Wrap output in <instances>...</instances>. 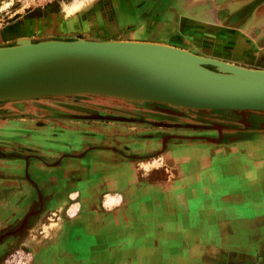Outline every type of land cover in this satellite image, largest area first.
Listing matches in <instances>:
<instances>
[{
	"label": "crops",
	"instance_id": "obj_1",
	"mask_svg": "<svg viewBox=\"0 0 264 264\" xmlns=\"http://www.w3.org/2000/svg\"><path fill=\"white\" fill-rule=\"evenodd\" d=\"M206 1L211 4L210 0ZM182 9H188L185 0H94L74 16L63 19L62 8L57 7L5 22L0 27V46L29 37L32 41L82 38L168 45L177 40L175 47L182 48L183 41L189 47L196 42L193 38L186 41L188 35H193L188 28L201 24L202 18L198 20V14L184 16ZM210 17L213 18L210 14L206 17L205 26L211 23ZM75 19L80 24L81 19L93 24L89 30L77 28L73 25ZM213 49L201 47L203 51ZM24 102H0V138L10 133L7 139L0 140V149L37 154L13 158L0 155V233L20 230L0 242V256L15 248L19 253L29 248L23 245L26 230L38 219L45 221L61 207L59 212L65 221L63 231L36 253L32 248L27 249L25 252L31 255L28 260L23 259V264H264V173L256 170L255 164L264 160V121L259 126L252 125L247 117L252 112L236 114L241 132L228 131V137L222 129L226 125L217 122L150 121L149 125L156 130L178 127V133L164 134L160 138H140L136 130L126 134L131 137L124 142L132 145L134 152L156 148H161V152L165 148V153L170 154L167 162L173 171L168 178L178 182L175 186L180 193L189 190L192 197L197 198V182L213 183L219 174L231 176L236 181L249 179L252 187L231 188L227 182V187L220 190L219 201L202 202L199 227L180 223L178 234L148 239L150 241L141 248L123 251L117 250L107 235L101 237L102 210L107 211L104 197L145 185L133 172V164L137 161L131 158L139 157L135 153L119 159L90 156L86 154L89 142H101L102 134L91 138L74 127L67 133L54 134L50 125L58 122L54 115L48 109L30 108ZM41 116L49 117L41 121ZM133 120L130 119V124L138 127ZM70 122L75 124L76 121ZM185 141L194 145L186 147ZM187 148H193L194 154L188 155ZM218 164L224 167L222 172L210 171L212 165ZM102 171L115 176L103 179ZM186 185L191 188L187 189ZM202 190L211 193L209 187ZM245 199L253 212L247 218L239 214ZM186 201L184 205L187 206ZM75 227L80 229L77 235L73 234ZM76 250L81 252L76 253ZM12 256L13 253L3 263L10 264Z\"/></svg>",
	"mask_w": 264,
	"mask_h": 264
},
{
	"label": "rangeland",
	"instance_id": "obj_2",
	"mask_svg": "<svg viewBox=\"0 0 264 264\" xmlns=\"http://www.w3.org/2000/svg\"><path fill=\"white\" fill-rule=\"evenodd\" d=\"M205 1L206 0H185L188 9H182V15L196 16L198 14V20L200 19L199 17H201L202 21L200 22L201 24L188 28V32H192L191 34L193 35H188L186 41L193 38L196 42L195 45H192L191 42V45L188 47L187 45L185 46L183 41L182 49L188 50L197 56L216 58L239 68L253 70L264 69V0H210L211 4H208V2ZM86 4L87 3H84L83 6H81V0H0V27H2L5 22H8L15 17L41 14L57 7L62 8L61 15L63 19L72 17ZM67 7H74L75 11L70 15H66L65 9ZM201 8L205 9L201 11ZM209 14L213 18L210 17L209 19L212 20L211 23L205 26L206 22H208L206 17L209 16ZM81 20L82 24L76 19L73 20V25L77 28L85 27V29L89 30L93 23L85 19ZM81 20L79 19V21ZM195 33L199 34L196 35ZM23 39H29L31 42H35L29 37ZM177 42V40L172 41L170 42V45L178 46ZM153 44L150 47V51H152V47H155L165 52L162 55L161 52L160 56L166 55L167 52V54H172V56H175L176 58L177 56L185 57L184 55H181V52L168 48L164 43ZM187 44L189 43L187 42ZM205 46L214 49L208 51L201 50V47ZM155 54L159 55V53L156 52ZM179 58L182 59V57ZM185 58L183 59L185 60ZM199 65L210 71L223 72L210 64L199 63ZM193 67L198 71H201L198 69L199 67L197 68L195 65ZM35 93L36 92H32L31 94L14 98H28L38 94ZM23 101H25L24 103H28L29 106L34 109H48L47 111L49 113L55 114L54 118H61L63 117L62 115L65 116L67 113H70V111L84 106L93 109V111L85 116L86 118L91 119V122L104 124L114 123L113 121L117 119H125L124 117L110 114V110L116 109L119 111L121 108H129L131 106L139 107L141 105L148 106L156 113H165L172 116H183L184 113L187 112H192L194 114L204 112L216 117V113H226L230 116L226 119L234 123L237 122V113L250 112L237 111L236 113V110L228 109H193L169 103L133 100L115 94L89 91H62L54 94L23 99ZM102 111L106 114H103ZM48 117L49 116H41V121H46V118ZM214 122L223 124L219 120H215ZM159 124L161 123L159 122ZM9 134L10 133L6 132L5 138H0V140L7 139ZM184 145L190 147L194 144L187 142V144L184 143ZM186 151L188 152V155H192L195 152L193 148H187ZM164 156L165 154H160L159 157L152 156L151 159L140 162L138 164V169L142 171L143 176H146L153 168H157L163 163ZM263 161L264 160H262V162L256 161L255 164L256 170L264 173ZM219 165L220 164L215 166L212 165L210 171L215 170L219 173L222 172L224 167H219ZM145 166H148V168H145ZM157 178L159 180H153V186H149L148 184L141 186V188H139L135 194L130 196L126 202L125 200L124 202H121L119 195H106L104 197V204L107 207L105 213L108 212L113 215V222L111 219H107V224L106 221L104 222L106 226V228H104L105 236L107 235L109 237V242L113 246H116L117 250L123 249V251H125L128 248H141L142 245L150 241L148 239L163 238L172 233L178 234L177 225L180 223L187 227H199L200 220L198 218L200 217L201 209L204 207L202 202L210 203L211 200L212 202H215V200L219 201L218 195L222 192L220 190L223 187H227V182L230 183L229 187L231 188H241L243 186L245 189H249L252 187L249 185V179L236 181L234 178L232 180L231 176L219 174L213 183L198 181L196 184L197 198H193L192 193H190L189 190L184 193L178 191L177 186H175L178 183L177 181L172 182L171 178L170 180L169 178H166L167 180L165 181L160 180L163 179L164 176H158ZM203 187H209L211 193L206 194L203 192ZM186 188L190 189L191 185H186ZM251 194L252 192L250 195ZM185 199H187V206L184 205ZM250 205L251 204L245 199L243 206H240L239 208V214L241 217L247 218L249 213H253L251 212L252 210H250ZM60 210L61 207L52 212L43 222L39 219L35 221L33 225L26 230V233L22 238L24 239L23 245L31 247L35 252L48 240L57 239L64 229L65 222L64 217L59 212ZM52 220H60V228L53 233V235L44 238L42 235L43 225ZM103 220L104 218H102V221ZM19 231L20 230L2 231L0 233V242L3 239H7L11 234H18ZM36 239L40 240H37V242ZM19 258L20 256H17V259L13 261L11 258L9 263L23 264L24 261ZM3 264H8V262Z\"/></svg>",
	"mask_w": 264,
	"mask_h": 264
},
{
	"label": "water",
	"instance_id": "obj_3",
	"mask_svg": "<svg viewBox=\"0 0 264 264\" xmlns=\"http://www.w3.org/2000/svg\"><path fill=\"white\" fill-rule=\"evenodd\" d=\"M152 44L146 41H92L82 38L31 42L21 38L15 44L0 46V90L16 80L24 79L38 67L50 64L52 60L79 59L99 64L98 78L116 92L86 85H57L46 95L62 91H89L193 109L230 108L264 112V69L239 68L216 58L197 56L188 50L165 44L215 78L231 81H234V77L257 78L250 85L231 86L186 81L174 73L186 68L187 64L154 54L149 49ZM199 63L213 65L223 72L207 70ZM6 100L23 99L0 98V101Z\"/></svg>",
	"mask_w": 264,
	"mask_h": 264
},
{
	"label": "flooded vegetation",
	"instance_id": "obj_4",
	"mask_svg": "<svg viewBox=\"0 0 264 264\" xmlns=\"http://www.w3.org/2000/svg\"><path fill=\"white\" fill-rule=\"evenodd\" d=\"M31 108V107H30ZM34 109V108H33ZM37 109V108H36ZM91 111H93V109L91 108H86L84 106H82L79 109H75L70 111V113H67L65 116L62 115L63 117L59 118L57 117L56 120L58 122H54L52 124H50L53 127V131L54 134L60 133H67L68 131H70V128L74 127L77 128V130L84 132L85 134H89L88 136L91 138H96L97 135L95 134H102V140L101 142L99 140H92L89 142V147L90 149H88L86 151V154L88 155H102L104 157H112L113 159H119L123 156L126 155H132V154H136L137 157L139 158H131V160L133 161H137L135 164H133V172L135 174H137L138 177H140L142 179V183L148 184L149 186H153L152 182L153 180H159L157 177L158 176H164L163 179H160L162 181L167 180L166 178H168V176L170 177V174H172V169L169 166V163L167 162V157L168 155H170L169 153H165V148L160 152L161 148H156L150 151H145V152H134L132 149L133 146L130 145L129 143L124 142V139L127 137H131V135L126 136V134L130 133L131 130H136L138 132H140V138H160L161 136H163L164 134H177L179 128H173V127H167L165 128L166 130H156L154 126H150L148 122L150 121H166V122H172V123H211L214 122L215 120H219L220 122L223 123V125H226V128H222L224 131V135H227L226 133L232 132V134H237L238 132H241L240 128L238 129V125L230 120H227L226 118L230 117L228 114L226 113H221L218 114L216 113L215 116L213 117L211 115H209V113H184L183 116H172V115H167L165 113H156L153 111V109L149 108L148 106H144L141 105L139 107H129V108H121L119 111H117L116 109L114 110H110V114L116 115V116H121L124 117L125 119H117L114 120V123H110V124H104V123H95V122H91V119L86 118L85 116H87ZM100 112V111H99ZM103 114L104 111H102ZM54 116L55 114L52 113ZM220 117V118H219ZM223 117V118H221ZM248 119L250 121V123H252V125L254 126H259L258 124L262 121H264V114H257V113H253V114H249ZM133 118V123L138 124V127L133 126L130 121V119ZM75 120V124H72L70 121ZM143 126H145V128H143ZM231 127V128H230ZM237 127V128H234ZM136 128V129H135ZM90 129V130H89ZM231 134V135H232ZM152 136V137H151ZM229 136V134L227 135V137ZM93 147V148H91ZM80 152V151H79ZM78 152V153H79ZM160 154H165L164 159H163V163L161 165H159L157 168H153L148 175L143 176V173L141 170L138 169V164L139 162L151 159L152 156H156L159 157ZM0 155L8 157V158H13L17 155H21V156H29V155H37L36 152H30V151H21V152H17L14 151L12 149H8V150H2L0 149ZM172 171V172H171ZM119 175V174H118ZM110 176H115V174H106L104 173V171H102V178H108ZM151 181H146V180H150ZM165 179V180H164ZM148 182V183H147ZM139 188L141 187H132V188H128L125 191H121L119 192V197H120V201L121 202H126V200H128V198H130V196H132L133 194H135L136 191L139 190ZM109 190V189H107ZM121 193V195H120ZM137 196V195H135ZM130 200V199H129ZM94 212H97L98 209H94ZM105 210H102V218H104V220L102 221V235L103 238L105 237V229L106 226L104 225V222L106 221L107 224V219H111L112 221V213H105ZM121 212V211H120ZM95 214V213H94ZM113 222V221H112ZM104 225V226H103ZM78 230H80L78 227H75L73 229V234L77 235ZM82 236V235H80ZM81 239V237H80ZM102 239V238H101ZM27 247V246H25ZM31 247L27 248L30 250ZM79 248V247H77ZM26 249V248H23ZM26 249V250H27ZM26 250H24V252L22 251V253H19L17 251V249H13L10 250L8 252H5L3 254H1L0 256V263H3V260L8 257L11 256V254L13 253L14 255L17 253L18 256H20V258L22 259H29L30 255L28 256L27 252H25ZM28 251V250H27ZM34 251V250H33ZM81 251L76 250V253H80ZM36 253V251H35ZM4 257V258H3Z\"/></svg>",
	"mask_w": 264,
	"mask_h": 264
},
{
	"label": "bare ground",
	"instance_id": "obj_5",
	"mask_svg": "<svg viewBox=\"0 0 264 264\" xmlns=\"http://www.w3.org/2000/svg\"><path fill=\"white\" fill-rule=\"evenodd\" d=\"M74 11H75L74 7H67L65 9L66 15H70ZM151 50H152L151 52H153L154 54L155 52L159 53V55L161 52H162L161 55L165 53L163 50L155 47H152ZM164 56H167L166 58L170 60L176 62H184L185 64H187L186 68L182 69L177 73H174L186 81H194L203 84L215 83L219 86H231L238 84L250 85L255 81H257V78H249V77H244V78L234 77L233 78L234 81H231V79L229 80L218 79L197 67L199 70L203 72L198 71L196 68L193 67L194 65L191 64L189 60H187L183 56H177L176 58L175 56H172V54L169 53L167 54V52L166 55H163V57ZM179 57H182V59ZM183 58H185V60ZM99 70H100L99 64L90 61H84L79 59L52 60L50 61V64H47L46 66L38 67L33 72L28 74L24 79L16 80V82H13L11 85L5 86L2 90H0V98H4V99L14 98V97L28 95L31 94L32 92H36L38 94L43 93L44 95H46L50 93L52 89L57 85H86L88 87L92 86L95 88H104L116 92V89H114L112 86H110L109 84L105 83L104 81L98 78ZM145 101H149V100H145ZM151 102L165 103L160 101H151ZM223 109L236 110V111L262 112L260 110H245V109H230V108H223ZM145 168H148V166L147 167L145 166ZM60 225H61L60 220L59 221L52 220L44 224L43 234H42L43 237L45 238L53 235V233H55L60 228ZM37 240L40 239H36V241Z\"/></svg>",
	"mask_w": 264,
	"mask_h": 264
},
{
	"label": "clouds",
	"instance_id": "obj_6",
	"mask_svg": "<svg viewBox=\"0 0 264 264\" xmlns=\"http://www.w3.org/2000/svg\"><path fill=\"white\" fill-rule=\"evenodd\" d=\"M93 2H94V0H81V6H83L84 3L91 4Z\"/></svg>",
	"mask_w": 264,
	"mask_h": 264
},
{
	"label": "built area",
	"instance_id": "obj_7",
	"mask_svg": "<svg viewBox=\"0 0 264 264\" xmlns=\"http://www.w3.org/2000/svg\"><path fill=\"white\" fill-rule=\"evenodd\" d=\"M17 256H18L17 253H16L15 255L13 254V256L11 257V258H12V261L15 260V259H17ZM19 259H20V258H19ZM10 263H11V262H10Z\"/></svg>",
	"mask_w": 264,
	"mask_h": 264
}]
</instances>
